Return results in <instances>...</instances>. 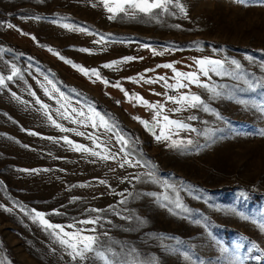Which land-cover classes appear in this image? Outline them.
<instances>
[{"label":"rangeland","instance_id":"1","mask_svg":"<svg viewBox=\"0 0 264 264\" xmlns=\"http://www.w3.org/2000/svg\"><path fill=\"white\" fill-rule=\"evenodd\" d=\"M179 2L187 15L173 8L156 19L142 14L109 19L101 0H0V75H11L15 64L23 76L0 87V264H105L92 254L73 261L26 214L31 209L69 232L90 229L93 225L77 222L101 217L96 232L85 234L101 236L102 250L121 264H229L235 255L244 264H264V136L259 135L264 113L252 107L264 103V88L249 89L242 80L214 73L210 80L201 75L202 81L228 86L222 89L225 95L213 99L196 85L169 89L158 80L162 76L176 83L172 69L158 66L172 63L180 72H192L198 68L195 60L203 57L236 59L247 78L264 79V4ZM126 57L135 59L104 67ZM66 60L98 70L110 83L84 75ZM141 75L139 82L130 79ZM48 80L65 96L46 95L41 84L51 92ZM116 82L127 96L112 86ZM184 94L199 95L210 111L168 99ZM136 95L164 106L161 125L167 115L196 129L169 130L172 139L193 144L172 148L168 140L157 141L161 128L154 126L155 110ZM36 97L49 105L47 114ZM89 107L114 130L92 127ZM65 110L68 118L61 115ZM52 120L75 131H61ZM140 120L149 121L151 130ZM117 134L129 141V155L121 151ZM90 136L98 138L96 143ZM63 137L108 158L76 151ZM150 170L152 177L146 175ZM73 224L75 229L67 227Z\"/></svg>","mask_w":264,"mask_h":264},{"label":"snow or ice","instance_id":"2","mask_svg":"<svg viewBox=\"0 0 264 264\" xmlns=\"http://www.w3.org/2000/svg\"><path fill=\"white\" fill-rule=\"evenodd\" d=\"M238 4H244L245 6H248L249 0H235ZM262 4H264V0H260ZM101 3H103L105 9L111 14L109 16V19H115L116 16L123 14L125 17L135 19L138 15L142 14L143 17H147L150 19H156L161 13H169L173 8H178L179 11L185 15H187L185 5L180 3L179 0H101ZM174 14V13H173ZM35 19H39V17H35ZM65 28L72 27L71 25L64 24ZM8 28H14L15 25L8 24ZM80 31L86 32V28H80ZM21 33L23 35H29L28 33H23L21 30ZM33 40L36 38L33 36ZM145 47H148V45H145ZM50 51H53L52 49H49ZM3 49H0V52H2ZM81 51H89L88 49H81ZM218 51V50H214ZM56 55H59V53H54ZM156 54H162V53H156ZM60 59H65L64 57H60ZM135 59L134 57H126L123 58L122 61H115L111 64L104 65V67H113L114 65H118L123 62H127L130 60ZM247 59L251 60V57H248ZM67 63L72 64L74 68H76L78 71L83 73L86 76L96 77L97 79L102 80L103 83L106 85L110 82L104 79L100 76L99 71L96 69H87L83 66L73 64L72 61L66 60ZM195 64L198 66L197 71L192 72H180L178 71L172 63H167L164 65H160L158 67L168 68L172 69L174 73V78L176 80L175 84H168L165 77H158V80L165 81V87L169 89H180V88H187L189 85H196L198 87L204 88L206 91L210 92L213 99L219 98L225 93L222 91V89L227 88V85H218L215 83H208L206 81H202L200 79L201 75L204 77H208L210 80V73H214L217 76H227L231 77L235 81H243L245 85L248 86L249 89H255L256 87L264 88V79H257V80H251L246 77L245 70L240 63V61L236 59H213L210 57H203L198 58L195 60ZM226 64L228 65L226 67ZM262 68H264V65H262ZM151 71V70H146ZM14 77H19L23 79V76L21 74V70L15 65L12 64L11 66V75H8L7 77L0 75V87H6V80L12 81ZM47 79V77H45ZM133 79L134 82H139L140 80H143L144 77L141 75L138 79L137 78H130ZM184 81H187V83H184ZM147 83H155L154 80H147L145 81ZM48 84L52 86V91L50 92L47 87H45L43 84H41V87L44 88L45 94L52 96V92H58L60 97H64L65 94L63 92H60L58 88H56V85L53 83L52 80H48ZM113 87L120 88L121 91H125V95L127 96L128 93L126 90L122 88L119 82H116L115 84H112ZM35 97V93H31ZM14 97H16V94H12ZM131 98V97H130ZM16 99H20L19 97H16ZM135 99L139 101L142 105L147 107L149 110H155L154 114V126L161 128L160 134L156 135L157 141L162 140H168L170 141L169 147L172 148H181L184 145H191L193 144L192 140H175L172 139L171 135L169 134V130L172 127L178 128V129H188L191 131H197L196 129L190 128V125L185 124L183 121L178 120H171L167 115L162 116L163 125H161V113L163 111V105L157 102L156 104L150 103L146 100H144L143 97H140L138 95L135 96ZM169 100L173 101L174 103H178L183 107L184 105H188L192 108L202 107L204 111H210L209 106L204 102V100L196 94H184L180 97L175 96H169ZM23 102V101H22ZM36 103L39 104L43 109L46 110L49 108V105L44 104L39 97H36ZM119 103V102H118ZM238 103L245 105V107H248V104L246 101L240 100ZM63 107V105H61ZM253 108H257L261 113H264V103H262L259 106L252 105ZM180 108L174 109L173 111H180ZM59 111V109L57 110ZM75 111V110H73ZM67 110L65 112L61 113V115L67 117ZM89 115L87 119L93 120L95 118V122H93L92 127H104L107 131H113L114 125H110L109 121L105 119L103 115H101L99 112H97L94 108L89 107ZM78 115L83 116V112L77 113ZM218 115V114H217ZM51 119V117H49ZM135 119H140L139 117H136ZM189 119H196V117H189ZM73 122H77L73 120ZM140 122L145 126V128L151 130L150 122L145 120H140ZM52 123L57 127L60 128L61 131H75L73 129H66L63 128L60 124H57L55 120H52ZM31 135H38L37 133H30ZM77 135H84V133L77 132ZM259 135L264 136V130H261L259 132ZM94 143L98 140L97 137H91ZM52 139V138H49ZM64 141L74 146V150L80 151V152H87L90 153L93 156H100L102 159H107L108 156L101 155L100 152H96L91 148L86 147L85 145L81 144H74L73 141L69 140L68 137H63ZM117 140L122 145L121 151H125L126 156L129 155V153L126 151L127 145L129 141L123 136L117 134ZM27 147V146H26ZM97 147H100L99 144H97ZM105 151H107L105 149ZM115 158V157H113ZM124 163L129 164L130 166H134L133 161L129 159H125ZM141 161L137 160L135 161V164H140ZM123 167V164L121 165ZM20 171H33L38 172L40 170L34 169V170H28V169H21ZM46 171V170H45ZM147 176L152 177L153 172L150 170L148 173H146ZM135 179H139V177H134ZM101 183H104L101 181ZM123 195V194H121ZM131 195V193H129ZM125 200H122L121 203H125ZM0 207H3L0 205ZM177 208H183V205L177 202L176 204ZM5 211L11 212L12 209L5 208ZM21 211H24L23 208H21ZM89 211L92 212H100L102 210L100 209H90ZM171 211V209H169ZM26 214L30 215V218L33 220V222H38L43 229L49 233V235L53 238L54 242L60 245L62 248H64L68 255L71 257L73 261H86L88 259L89 254H92L93 256L99 257L104 260L105 264H121L120 261L110 259L108 255H106L105 251H103V242L101 240V236L95 235V234H85V232L88 233H95L96 232V225L99 224L101 217L97 216L94 218L89 219H83L78 221L77 223L82 225H93L90 229H83L79 228L75 231L69 232L65 230L64 225L60 224H54L50 220L46 219V213L36 211L35 209H31ZM56 214H59L58 212ZM125 219H128V217H124ZM246 219V217H245ZM67 227L76 228V226L68 225ZM261 231H264V225H261ZM103 236H107V233H103ZM253 248H258V245L255 243L252 244ZM53 251H55L53 249ZM221 251L227 253L229 252L228 248H222ZM261 251H264V249H261ZM113 256L116 254L113 253ZM185 259H191L187 253L184 254ZM255 259H260V257H255ZM229 264H244V259L240 257L239 255H235L234 260L230 261Z\"/></svg>","mask_w":264,"mask_h":264},{"label":"trees","instance_id":"3","mask_svg":"<svg viewBox=\"0 0 264 264\" xmlns=\"http://www.w3.org/2000/svg\"><path fill=\"white\" fill-rule=\"evenodd\" d=\"M100 105V104H99Z\"/></svg>","mask_w":264,"mask_h":264}]
</instances>
